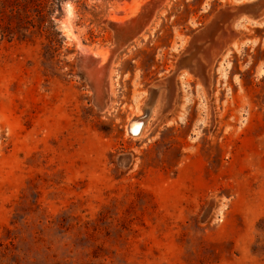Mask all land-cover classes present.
Wrapping results in <instances>:
<instances>
[{
  "label": "rangeland",
  "instance_id": "1",
  "mask_svg": "<svg viewBox=\"0 0 264 264\" xmlns=\"http://www.w3.org/2000/svg\"><path fill=\"white\" fill-rule=\"evenodd\" d=\"M236 2L0 0V264H264V20Z\"/></svg>",
  "mask_w": 264,
  "mask_h": 264
},
{
  "label": "water",
  "instance_id": "2",
  "mask_svg": "<svg viewBox=\"0 0 264 264\" xmlns=\"http://www.w3.org/2000/svg\"><path fill=\"white\" fill-rule=\"evenodd\" d=\"M221 16L226 17V20H230L232 23H236L240 19L253 21L262 19L264 17V0H245L244 2L238 0L235 4L228 6ZM156 89L157 87L150 88V101L153 99ZM145 116L138 120H142Z\"/></svg>",
  "mask_w": 264,
  "mask_h": 264
},
{
  "label": "bare ground",
  "instance_id": "3",
  "mask_svg": "<svg viewBox=\"0 0 264 264\" xmlns=\"http://www.w3.org/2000/svg\"><path fill=\"white\" fill-rule=\"evenodd\" d=\"M135 12H136V10L133 11L134 16H136ZM135 18H130L127 23L125 22V20H121V21L119 20L120 22L117 24V27H121L122 25L125 24L126 25L125 28L129 29L130 27L133 26L132 23L135 22ZM136 23H137V20H136V22L134 24H136ZM129 32H131V30H129ZM120 40L122 41V39H120ZM85 69H86V67H85ZM85 69H83L85 71V73L86 72L88 73V75L86 74L85 78H87L90 82H92L95 85L98 82L97 76L95 74H93L92 71H87V69L86 70ZM93 100H94V92H93ZM101 101H102V96L99 99L98 103L94 101V104L99 107L102 104ZM151 112L152 111H151V105L150 104H148V105L145 104L144 106H142L140 112H137L134 116H132L128 120V122L126 124V132H127V134L130 135V136H139V135H141V133L144 131V128L146 126L147 119L151 116ZM144 115H146V116L142 120H138V118L143 117Z\"/></svg>",
  "mask_w": 264,
  "mask_h": 264
},
{
  "label": "crops",
  "instance_id": "4",
  "mask_svg": "<svg viewBox=\"0 0 264 264\" xmlns=\"http://www.w3.org/2000/svg\"><path fill=\"white\" fill-rule=\"evenodd\" d=\"M236 1H238V0H236ZM241 1V0H240ZM261 21H263L264 20V17L262 18V19H260ZM242 21H244V20H242ZM237 40V42H240L239 41V39L237 38L236 39ZM237 42H235V44L237 43ZM186 63H189V60H187L186 61ZM192 66V65H191ZM157 90L158 89H156V91H155V93H154V95H153V99L155 98V96L157 95ZM153 99L151 100V101H149V102H151V103H149L150 105H151V116L153 117L154 116V112L156 111V106H155V102L153 103ZM153 103V104H152Z\"/></svg>",
  "mask_w": 264,
  "mask_h": 264
},
{
  "label": "trees",
  "instance_id": "5",
  "mask_svg": "<svg viewBox=\"0 0 264 264\" xmlns=\"http://www.w3.org/2000/svg\"><path fill=\"white\" fill-rule=\"evenodd\" d=\"M61 0H44L45 4H48V7L51 8V6L55 5L56 7H59V2ZM48 14H51V10L48 11ZM49 23H52V19H49Z\"/></svg>",
  "mask_w": 264,
  "mask_h": 264
}]
</instances>
